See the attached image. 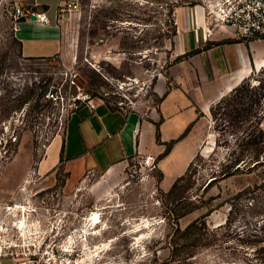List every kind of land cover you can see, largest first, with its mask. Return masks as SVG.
Masks as SVG:
<instances>
[{
  "label": "rangeland",
  "instance_id": "obj_1",
  "mask_svg": "<svg viewBox=\"0 0 264 264\" xmlns=\"http://www.w3.org/2000/svg\"><path fill=\"white\" fill-rule=\"evenodd\" d=\"M49 1L53 19L57 5ZM173 1L62 0L64 53L27 59L12 10L32 7L34 0H0V150L14 152L4 163L0 195H19L16 186L25 181H49L29 189L42 191L48 219L30 220L24 213L15 221H24L25 238L37 236L38 221L58 228L59 242L72 251L71 264H264V165L253 168L246 159L236 172L239 165L232 163L239 156L264 157V108L230 119L226 103L216 117L197 119L166 145L168 153L190 134L195 144L193 162L169 183L174 170L166 178L159 166L164 156L132 159L112 173L87 168L76 178L53 158L76 106L107 101L146 118L158 109L156 89L178 57V15L203 7L211 27L223 26L239 38L221 22L239 0H184L178 8ZM260 70L254 85L264 79ZM258 93L264 105V89ZM94 212L101 223L93 230L88 219Z\"/></svg>",
  "mask_w": 264,
  "mask_h": 264
},
{
  "label": "crops",
  "instance_id": "obj_2",
  "mask_svg": "<svg viewBox=\"0 0 264 264\" xmlns=\"http://www.w3.org/2000/svg\"><path fill=\"white\" fill-rule=\"evenodd\" d=\"M47 1L34 0L32 7L48 16L47 4L52 2ZM54 1L57 10L53 19L49 18V25L26 18L17 23L15 37L22 57L44 59L64 53L59 14L62 0ZM177 17L175 50L181 59L171 65L163 85L156 89L161 100L151 117L146 118L139 110L114 108L107 101H93L94 107L82 104L69 116L53 158L64 162L71 177H78L87 168L112 173L132 159L160 160L164 156L159 166L166 178L169 168L174 170L167 179L169 183L193 162L195 144L190 134L168 153L166 145L177 140L197 119L212 117V109L223 97L264 67V39L235 38L227 35L224 27H211L203 7ZM175 156L174 168L171 160ZM49 184L43 180L29 187Z\"/></svg>",
  "mask_w": 264,
  "mask_h": 264
},
{
  "label": "built area",
  "instance_id": "obj_3",
  "mask_svg": "<svg viewBox=\"0 0 264 264\" xmlns=\"http://www.w3.org/2000/svg\"><path fill=\"white\" fill-rule=\"evenodd\" d=\"M12 14L16 24L20 19H31V16H36V21L43 25L50 24L46 13L38 12L33 7L15 6ZM59 14L61 20V11ZM221 22L224 25H232L241 39H264V0H239L232 12L223 13ZM89 102L90 106L94 107L92 102ZM118 107L128 111L121 104ZM4 140V137H0V144ZM12 141L15 143L17 137L14 136ZM12 156L14 152L11 149L4 147L0 150V176L3 174L5 161ZM18 188L20 194L17 196L11 195L6 200L0 196V264H3L5 259L12 260L14 264H71L72 251L66 247L65 242H59L58 228L42 227L41 221L36 220L40 227L37 236L35 238L23 236L15 221L17 216L27 213L30 220L35 218L46 220L49 211L45 206L46 199L38 197V192L33 193L29 190L28 182H23ZM56 216H60V213L57 212ZM75 232L76 229L73 230V233Z\"/></svg>",
  "mask_w": 264,
  "mask_h": 264
},
{
  "label": "trees",
  "instance_id": "obj_4",
  "mask_svg": "<svg viewBox=\"0 0 264 264\" xmlns=\"http://www.w3.org/2000/svg\"><path fill=\"white\" fill-rule=\"evenodd\" d=\"M183 4H184V0H174L171 6L174 8H178V7L185 6ZM191 5L193 6V4ZM22 20L23 19H20L19 22ZM173 32H174V36H176L177 35V25L174 26ZM165 34L168 35L167 33ZM180 59L181 57H177L175 62L179 61ZM259 73L264 74V67H262ZM255 74L256 73H252L251 76L244 79L229 95L223 97L217 103V105L212 109L213 117H216L218 107L220 108L222 107L221 105L226 104V103H227V107L231 106L232 108L231 110H228L227 113H225L226 117L230 119H237L239 116L243 115L244 113H251L253 109L262 110L264 108L263 102H261V98L258 96L259 94L258 91L264 89V79L260 80L258 85H254L252 79ZM113 107L119 108L118 106H113ZM252 116H253V113H252ZM249 136L251 138L253 137L252 134ZM158 138L160 139L159 135H158ZM251 143L255 144L256 142L255 140H252ZM246 159H249L250 161L254 162L253 168H256L259 165H264V157L260 156L259 154H255L247 158L246 156H239L235 158L234 162L232 161L233 165H235L234 167L239 165L235 170L236 172L239 171V169L241 168V165L247 164ZM223 174L226 177L230 175V172L225 171L223 172Z\"/></svg>",
  "mask_w": 264,
  "mask_h": 264
},
{
  "label": "bare ground",
  "instance_id": "obj_5",
  "mask_svg": "<svg viewBox=\"0 0 264 264\" xmlns=\"http://www.w3.org/2000/svg\"><path fill=\"white\" fill-rule=\"evenodd\" d=\"M88 221H89L90 225L93 226V227H91V228H92L93 230L96 229V228L98 227V225L101 223V217H100V214L97 213V212L91 213V214L89 215V219H88ZM16 224H17V226L20 228V230L22 231L23 235H27V234H26L27 232L24 231V230H25V227H24L25 223H24V221H23V220H20V222H17V221H16ZM91 228H90V229H91ZM90 229L85 230V233H87ZM36 230H37V228H36ZM29 233H30V232H29ZM31 233H32V232H31ZM87 234H88V233H87ZM71 240H72V238H71Z\"/></svg>",
  "mask_w": 264,
  "mask_h": 264
},
{
  "label": "water",
  "instance_id": "obj_6",
  "mask_svg": "<svg viewBox=\"0 0 264 264\" xmlns=\"http://www.w3.org/2000/svg\"><path fill=\"white\" fill-rule=\"evenodd\" d=\"M31 19L35 20L36 19V16H31Z\"/></svg>",
  "mask_w": 264,
  "mask_h": 264
}]
</instances>
